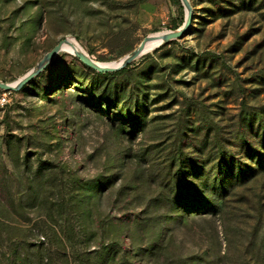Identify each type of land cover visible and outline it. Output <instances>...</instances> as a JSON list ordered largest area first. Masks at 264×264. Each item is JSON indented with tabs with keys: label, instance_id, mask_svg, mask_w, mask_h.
I'll return each instance as SVG.
<instances>
[{
	"label": "rangeland",
	"instance_id": "1",
	"mask_svg": "<svg viewBox=\"0 0 264 264\" xmlns=\"http://www.w3.org/2000/svg\"><path fill=\"white\" fill-rule=\"evenodd\" d=\"M188 1L187 30L125 71L100 75L61 49L0 89V264H264V0ZM186 12L0 0V80L64 38L117 61Z\"/></svg>",
	"mask_w": 264,
	"mask_h": 264
},
{
	"label": "water",
	"instance_id": "2",
	"mask_svg": "<svg viewBox=\"0 0 264 264\" xmlns=\"http://www.w3.org/2000/svg\"><path fill=\"white\" fill-rule=\"evenodd\" d=\"M183 4L187 8L186 18L181 28L174 29V30H164L155 32V34H149L145 36L139 45L130 53L123 56L122 61L117 65H103L99 64L89 55L85 54L80 50H75L73 54L78 57L85 65L95 69L98 72H113L118 69L127 67L131 62L135 59L143 55V50L147 42H156L158 44L157 47L164 45L170 41H173L179 38L189 27L191 14L189 11V1L188 0H181ZM67 38L60 40L51 50H49L39 61L38 63L26 74L16 80L15 83L13 82H4L0 80V89L11 91V90H19L22 88L29 80H31L42 68L43 66L52 58H54L59 51L62 49V44L66 41Z\"/></svg>",
	"mask_w": 264,
	"mask_h": 264
},
{
	"label": "trees",
	"instance_id": "3",
	"mask_svg": "<svg viewBox=\"0 0 264 264\" xmlns=\"http://www.w3.org/2000/svg\"><path fill=\"white\" fill-rule=\"evenodd\" d=\"M161 46H163V45H161ZM125 70H126V68H122L120 71H116V72H122V71H125ZM97 73L100 74V75L112 74L110 72H106V73L97 72ZM252 158H253V156H252ZM258 161L260 162V160H258ZM238 166H239V169H238L237 172L234 173V176H236L237 179L242 180L245 177V174H247V171L245 169H243L242 166H240V165H238ZM221 174H222V172H221ZM228 176L229 175H225V176H222L220 178V183H219V187H218L220 191L224 189V183H227V181H229L230 177H228ZM216 204L217 203H213L212 205L211 204L209 205L207 202L206 203L205 202H198L197 206L198 205H202V206L211 207L212 210L215 211L216 210ZM222 206H223V204H222ZM193 207L195 208L196 205L192 206V203H190V202L185 203V204L182 205V209L185 210V211H190ZM182 214H183V212H182ZM106 248H107V246L104 248V250H106ZM148 249H150V247ZM101 253H102V251H101ZM101 253H100V255H101ZM127 264H137V263L134 260H129L128 259Z\"/></svg>",
	"mask_w": 264,
	"mask_h": 264
},
{
	"label": "bare ground",
	"instance_id": "4",
	"mask_svg": "<svg viewBox=\"0 0 264 264\" xmlns=\"http://www.w3.org/2000/svg\"><path fill=\"white\" fill-rule=\"evenodd\" d=\"M157 46H158V44L156 42H147L146 45H145V48L143 50V53L149 52V51L155 49ZM62 49L68 50V51H70L72 53L77 49V50H80V51L84 52L85 54L89 55L78 44V42L76 40L72 39V38L67 39L66 41L63 42ZM122 59H123V57H121L117 61L106 62V63H99V64H103V65H117V64H119L122 61ZM15 82H13V83H15Z\"/></svg>",
	"mask_w": 264,
	"mask_h": 264
},
{
	"label": "built area",
	"instance_id": "5",
	"mask_svg": "<svg viewBox=\"0 0 264 264\" xmlns=\"http://www.w3.org/2000/svg\"><path fill=\"white\" fill-rule=\"evenodd\" d=\"M0 101H1V103L6 102L7 101L6 96L3 95L2 97H0Z\"/></svg>",
	"mask_w": 264,
	"mask_h": 264
}]
</instances>
